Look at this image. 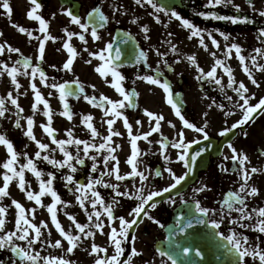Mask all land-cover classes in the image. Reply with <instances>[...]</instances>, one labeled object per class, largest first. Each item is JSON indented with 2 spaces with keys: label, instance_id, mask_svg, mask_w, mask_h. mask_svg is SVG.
Wrapping results in <instances>:
<instances>
[{
  "label": "flooded vegetation",
  "instance_id": "1",
  "mask_svg": "<svg viewBox=\"0 0 264 264\" xmlns=\"http://www.w3.org/2000/svg\"><path fill=\"white\" fill-rule=\"evenodd\" d=\"M38 2L42 7L38 10L37 14L41 15L49 22L48 34L55 38L54 40H48L46 42L45 59L43 62H40L37 57L39 43L40 40L44 38L45 33L39 31L40 26L38 21H33L27 16V13L32 7L30 0H10V5L13 9L11 18H9L5 10L0 7V32L3 33V36H0V43L6 42L12 47L19 48L23 56L29 57L32 61V65L27 69L29 75H23L22 73L25 70L22 65H15L17 59H22L20 53H9L5 50L4 54L0 55V65L7 64L9 67L16 66L20 69L21 74L17 75V81L21 87L17 90L15 85H13L17 91L24 94V98H30L35 102L34 93L31 89L33 81L30 75L31 68L34 66L39 65L45 72L49 85L52 83L58 85L76 83L78 80V85H83L84 87V94L76 98L67 97L72 119L69 120L67 117H64L67 122L71 123V128L73 126L72 131L75 133L78 131L81 133L89 131L87 133H91L83 123V116L92 115V124L97 129L98 133H100L98 139L104 142L103 137L110 134L106 121L108 119H113V117L105 116L103 109L89 104L84 99V96H95L99 99L103 94L113 101L121 100L122 97L115 89L110 87V85L106 83L105 78L101 77L95 70L103 64V61L99 60L97 56L90 55V53H100L102 50L106 49L109 43L112 44L116 33L122 31L131 34L137 39L142 51L146 54V63L149 67L147 72L142 65L133 68L117 66V70L126 77L123 82L126 90L138 93L137 96L133 97L136 107L133 108L129 106L122 110L124 115L128 116L129 122L133 126L132 135L143 136V134L151 131V128L154 126L155 121L146 115L145 110L156 115H163L165 118L160 122V132H153L147 141L143 139L137 141V146L141 153L138 157L137 167L139 171L145 172V174L149 176L148 181L142 183L139 177H127L123 181H118L115 179L114 175H103L112 169L115 161L109 159L107 165H105V158L108 156L107 151L104 150L96 156V150L90 149L88 155L96 156V160H91L92 164L85 162L83 165H80L77 163V171L75 173H72L71 169H68V167H54L56 177L54 189L58 195H69L75 198L74 201L77 202L79 201L78 197L84 198V193L77 191L79 184L86 186L90 181L97 179L102 180L103 184H97L94 189L88 190L87 198L91 196V191H98L105 200V204L112 205L114 216H123L131 220L132 217L129 215V212L139 201L130 198L124 206L118 207L117 212H115L114 206H116V204H112L115 191L111 188L104 187V184H118L119 187H127V189H119V191H127L129 193H135L137 189L143 187L145 196H147L150 191L162 190L174 182L167 169L171 168L173 171L172 167H174L175 164L184 165L183 161L178 159L180 150L172 146L178 139V132H184L186 143L204 140L202 134L196 133L192 129H186L184 125L181 126V124H179L177 128L176 126L172 127L171 125H174L173 121L175 118L174 110L167 103V94L160 86L149 84L144 80L138 79V77L152 75L160 79L161 82L166 80L171 84L175 93L180 92L183 94V98L187 99V96L190 97L191 93H193V85L184 80L183 74L177 76V73L180 70L183 71L186 68L188 69V67L197 68L196 65H193L191 61L188 60V57L195 56L197 58V64L201 69L208 67L209 61L215 65L216 60H223L226 66L229 62L231 63V70L236 84L233 85V87H228L229 82L225 83V80L221 77H217L221 79V85H217L213 79L207 77L201 78V83L195 86V93L192 94V98L202 97L204 101H207V106L204 105L200 112L185 110L181 113L185 119L194 123L197 127H204V125L207 124L206 131L209 137L216 141V149L210 156L209 169L203 172L201 176V180L204 182V186L207 187V190L200 193H194L193 190L187 192L183 194L188 195L186 199L183 195L178 198L169 196L164 201L157 203L155 209L148 208V214L156 220H159L163 227L147 219V217L142 214V222H138L129 234L130 240L124 245L125 256L121 257V260L127 264V257L131 256V248L135 247L142 255L131 257V264H171V260H169L167 256L162 257L160 255L158 246L167 242L166 230L174 224V210L177 206L184 203V201L194 203L195 200H198L202 207L215 210L214 214L210 212L207 217L209 224H211L213 220L220 221L222 215L221 208L225 207L222 202L229 192H238L243 183L239 172L241 166L238 162H233L232 152L228 147L229 143L237 149L238 153L248 156L249 162L246 163L244 167L249 170L252 167H256L261 169L262 172L253 174L252 179L248 182L250 187L255 186L259 190V195L247 196L245 200L248 211L253 216V220L243 221L246 226L241 228L238 224H232L230 222L240 215L238 212L232 211L230 216L226 215L224 217L221 227L215 229L217 237L220 241L228 243L232 249L231 242L226 239V237L231 236L233 232H235L237 237L247 236L249 238V245L247 246L254 247L259 245L261 249H264V233L254 231L251 227L247 226L256 223L257 216L256 213L253 212V209L264 207V114L257 113L254 119L248 124L242 126V128H237L229 132L228 135L234 134V138L224 146H221V143L228 135H219L221 131L230 128L232 124L242 118V111L238 107V103H243V101L239 100L234 88L242 82L237 76L235 68L239 66L243 68V66L234 49L230 58L226 55L227 47L231 44L239 45L242 49L241 54L245 57V63L252 72V77L257 80L259 85L264 83V72L259 71L258 68V66L264 65V55L256 52V49L264 50V37H261V32H264V17L259 15L260 11H264V0H252L254 7L248 3V0H232V3L227 6L221 5L214 8L208 6V0H155L160 6L164 4L170 7L166 8L162 6L165 12L159 13L155 12L150 5H137L135 0H64V2L63 0H38ZM0 4H2V0H0ZM237 5L240 11L236 10ZM93 8L101 9L108 17L107 22L104 23L102 27L99 23L89 21L88 19V13L91 12ZM67 11H72L74 15H78L82 23L89 24L88 31L83 32L78 25L72 24L70 22V17L66 15ZM170 11L178 12L181 16L188 19L202 30L201 34L204 36V43L207 45V49L199 44L193 46H179L176 47V52L171 51L172 43L175 38L178 42L185 41L186 28L183 27L180 21L166 14ZM199 13H205L206 15L215 13L218 16H235L241 19L247 17L248 22L233 24L226 20H217L210 17L205 18V16H201ZM156 16L160 18L159 23H157L155 19ZM134 20L136 23H133ZM13 24L27 28L32 33V38L24 33H20L16 27H13ZM93 26L96 27L98 34L101 36L100 40L92 38L91 31ZM133 26L136 27L135 30L131 29ZM144 26L149 28L147 38L142 31ZM64 29L70 32L82 33L87 41V43H84L75 36L70 41L77 52L71 71L63 69V65L70 58L67 49L63 47V44L67 42ZM187 30L188 32L190 31L189 29ZM168 33H172V35L168 36ZM208 33H211V37ZM220 33H225L228 35L229 39L225 40ZM36 37H39V39H36ZM149 37L154 39V44L151 46L148 45ZM194 38L199 39L198 43H200L199 36H195ZM212 38H215V40L219 42L220 47L218 49L212 44ZM159 39H165V41H159ZM169 41H171V44ZM157 50L162 53L163 56H158ZM212 53H215V56H213ZM105 54L107 55V53ZM253 57H255L256 60L255 64L252 62ZM89 60L91 63H87ZM53 65H55V67H53ZM151 71L158 72L157 76ZM107 79L110 81L112 77L109 75ZM245 81L246 83L244 84L249 89L247 95L255 96L252 94V87H254L255 90L257 88V92L259 93L262 86L256 87L253 85L246 73ZM34 82L43 97L48 101L53 113L52 116L55 115V109L57 107L63 112L64 102L59 98L60 94L58 89L46 87L38 76ZM228 96L232 97L231 101L227 99ZM262 97H264V93H261L256 99H251L250 103L254 105V101L258 102ZM217 105H223L224 108L221 109L217 107ZM40 107H42L43 110L45 109L43 104L39 105V108ZM225 112H231L232 115L226 116ZM115 119L116 123L113 125V130L118 131L121 135L112 138L111 146L116 149L114 155H116L119 160L120 174L127 176V171H131V166L127 163V160L131 156V137L128 134L127 128L124 126L123 119ZM136 121H140V124H137ZM169 122H171V125ZM54 126L55 123L52 127ZM55 132H57V134L55 133L56 139L60 140V133L57 130ZM244 132H247L246 136ZM162 136L167 138L164 143L168 145L166 151L163 153L159 143ZM73 145L74 144L66 145L67 150H69L72 155L77 151V147ZM55 146L62 156L63 154L59 146L56 144ZM80 146L83 147V145ZM175 151L177 153H175ZM165 155L168 157L167 160L164 158ZM94 163L98 164L95 172L91 170ZM124 165L126 167H124ZM224 168H227L228 171H223ZM121 169L123 172H121ZM146 169L147 171H145ZM156 171H160L162 175L156 177ZM68 175L74 177V183L63 187V183L66 181ZM210 182L213 183V189H209ZM202 193L206 194L201 195ZM166 194L167 193H165L164 196ZM158 198L159 197L155 199L157 200ZM116 199L119 201L118 204L124 202L123 197H116ZM170 200H174L175 203H170ZM97 206V211L101 213L100 221L104 224L103 232L105 233V228L111 229L112 227H116L119 230V221H108L103 206ZM236 207H239V205ZM122 211L125 212L120 215ZM91 213L90 211H84L80 214L77 213L76 218L80 217L85 225L89 226L86 228V231L91 230L95 232V234L101 235V239H103L104 242L96 245L107 248V256L115 254L114 246L111 244L109 236L106 235L110 232V229L106 231L105 235L95 229L93 227L95 216H93L92 222L88 221L87 218L88 214ZM133 237L134 240L132 239ZM92 244H94V242L92 243L89 238H81L78 247L73 253H67L68 256H65L63 250L58 249V255H56V257L68 259L72 264H94L96 256L95 254H90ZM232 250L234 252V261L238 264V255L234 249ZM100 255L104 256L105 254L100 253ZM0 264H26V262L15 258L10 249L7 250L3 248L0 249ZM242 264H259V260L258 258L253 260L252 257H246Z\"/></svg>",
  "mask_w": 264,
  "mask_h": 264
},
{
  "label": "snow or ice",
  "instance_id": "2",
  "mask_svg": "<svg viewBox=\"0 0 264 264\" xmlns=\"http://www.w3.org/2000/svg\"><path fill=\"white\" fill-rule=\"evenodd\" d=\"M30 3L32 5L31 10L27 13L28 18H30L33 21L39 22V31L42 33H45V36L42 40H40L39 48H38V60L40 62H43L45 59V44L48 40H54L55 38L48 34L49 29V22L44 19L41 15L37 14L38 10L42 7L41 4L38 2V0H30ZM135 3L137 5L143 6L144 4L150 5L155 12H165V9L160 6L158 3L155 2V0H135ZM232 3V0H208V6L209 7H217L221 5L227 6L228 4ZM248 3L254 7V4H252V0H248ZM0 7H2L5 10V13L8 15L9 18H11L12 15V7L10 5V0H2V4H0ZM118 10V9H117ZM236 10L240 11L239 6H236ZM171 18H175L176 20L180 21L183 27L186 29H189L191 31V37L199 36L200 37V44L207 49V45L204 43V36L201 34L202 30L198 27H196L193 23H191L188 19L181 16L176 11H170L166 13ZM66 15L70 17V22L72 24L78 25L80 29L83 30V32H87L89 29V24L82 23L81 18L78 15H74L72 11H67ZM201 16H205V18H212L217 20H226L230 21L233 24L237 23H246L247 17H244L243 19L235 16H218L215 13H210L206 15L205 13H199ZM259 15L264 17V11H260ZM88 19L89 21H94L96 23H99V25L102 27L104 23L107 22L108 17L104 14V12L99 8H93L91 12L88 13ZM157 23L160 22L159 16L155 17ZM133 23H136L134 20ZM13 27H16L20 33H24L30 38H32V33L25 27L19 26L17 24H13ZM142 31L145 33V37L147 38V33L149 32V28L147 26H144L142 28ZM64 32L67 36V42L63 44V47L67 49L68 53L70 54V58L67 60V62L63 65L64 70L71 71L73 62L77 56L76 49L71 45L70 41L72 38L78 37L80 41H83L84 43H87L85 36L82 33H76V32H70L67 29H64ZM172 33H168V36H171ZM208 35L211 37V33H208ZM221 36L225 40H228L229 37L225 33H220ZM0 36H3V33L0 32ZM91 36L95 40H100L101 36L98 34L97 29L95 26L92 27ZM261 37H264V32H261ZM36 39H39V37H36ZM126 42V41H125ZM171 44V41H169ZM212 44L216 46L218 49L220 47V44L215 38H212ZM233 49L235 50L237 56L239 57V61L241 65L243 66V71L249 76L251 79V82L256 87H259L257 80L252 77V72L250 71L248 65L245 63V57L241 54L242 49L237 44H231L229 47H227L226 55L230 58ZM5 50L9 53H20L22 59H17L15 61V65H22L23 69L25 70L22 74L23 75H29L27 72V69L32 65V61L29 57H24L21 53V50L16 47H12L11 45H8L5 43H0V55H3ZM87 50V49H85ZM113 51V45L109 43L106 46V49L102 50L100 53H90V55L97 56L99 60L103 61V64L99 67H97L95 70L100 74L101 77L105 78L106 83L110 85L119 95L122 97L121 100L113 101L107 96H104L103 94L97 99L95 96H84V99L89 103L92 104L94 107H99L103 109L105 116H111L113 119H108L106 121L108 125V131L109 135L106 137H103L104 142L100 143L99 146L96 144L90 143L86 140L81 139H68V140H58L55 136V129L51 126L52 125V111L49 106L48 101L43 97L41 94L39 88L37 87L36 83L34 82L39 77L40 81L44 83L46 87H51L54 89H58L60 94V100L64 102V111L61 113V115L67 117L69 120L72 119V113L70 111L69 105L67 103V97L70 95H73L72 92L67 91L68 85L67 84H48L47 83V77L45 72L39 67V65L34 66L31 68V79L33 83L31 84V89L34 93L35 97V104L33 105V110L37 111L38 106L43 104L44 108L47 109V111L44 112V115L47 117V124L42 125L43 130L47 133L49 137L52 138V143L59 146L60 151L63 153L64 159L63 161H57L55 159H51L48 155L41 156V152H36V158L37 159H43L47 161L49 164L54 165L58 168H64L68 167L71 169L72 173H75L77 171L76 167L73 165L72 161L74 159L71 152H69L66 148V145L75 144L77 146V152L80 151L79 146L83 145V152L85 156L88 159H91L93 161L96 160V156H88V153L90 149H95L97 153H100L104 150L107 151L108 156L105 158V165H107V161L110 159L112 161H115L112 169L103 175L108 176H115V179L118 181H123L127 177H139L140 181L143 183L145 181L149 180V176L145 174V172L138 170V157L140 156V150L137 146V141L143 139L148 140V138L153 134V132H160L161 129V121H163L165 118L163 115H156L150 111L145 110V113L148 117H150L152 120L155 121L154 126L151 128V131L148 133L141 135H132V124L129 122L128 116L124 115L123 109L126 107H136V105L133 103V97L137 96L138 93L136 92H129L124 87V81L126 77L117 70V66L114 63V61H119L121 59V52L119 49L115 51V56L112 55ZM172 52H176L177 49L175 45H172L171 47ZM256 52L258 54L264 55V50L256 49ZM107 53V55L105 54ZM158 56H163L162 53H160L157 50ZM213 56H215V53H212ZM146 61V54L141 51L139 53L138 62L140 61ZM188 60L191 61L193 65H196L199 69L202 76H205L207 78L213 79L217 85H221L222 81L221 79L217 78V68H222L223 72L227 74L228 76V87H233V85L236 84L235 78L233 76V72L231 68L225 65L223 60H216L215 66L212 67L210 71L207 73L203 72V69L199 68V65L197 64V60L195 56H189ZM179 62V61H177ZM253 64L256 63L255 57L252 58ZM87 63H91V61H87ZM166 63V61H165ZM55 67V65H53ZM259 71L264 72V65L258 66ZM5 73L11 78L12 84L15 85L16 89L18 90L21 85L17 81V75L21 74L20 69L16 66L9 67L7 64L0 65V76H3ZM109 75L112 77V79L109 81L107 78ZM138 79L144 80L149 84L158 85L160 86L164 92L167 94V103L172 107V109L175 112V115L180 118L182 121L184 128L186 129H192L196 133H200L203 135L204 140H209V134L206 131L207 124L204 125V127H197L194 123L189 122L185 117L181 114V109L177 101L174 99V93L172 91L171 86L169 83L165 80L164 82H161L160 79L152 76V75H144L139 76ZM197 79H200V77H197ZM77 84H79V81H76ZM94 87V86H93ZM79 91L81 93L84 92L83 85H80ZM234 91L237 93L239 100L243 101V103H238V107L242 111V118L238 120L236 123L232 124L230 128H227L219 133L220 136H227L229 132H232L233 130L237 128H242V126L248 124L250 121H252L257 113L264 114V97L260 98L257 103L254 105L250 103V100L253 99V96L247 95L249 93V89L245 86L243 82H240L238 86L234 88ZM11 103L19 110V112H23L24 109L20 106L18 103V100L16 98H13L12 93H8L7 97ZM227 99L229 101L232 100L231 96H228ZM5 99L0 97V117H3L6 112L5 108ZM110 107H107V106ZM237 106V105H234ZM217 107L223 109V105H217ZM207 115V114H205ZM226 116L232 115L231 112H225ZM115 118H122L124 126L128 130V134L131 137V156L127 160V163L131 166V172L125 175L120 174V168H119V160L114 153L116 152V149L111 146L112 138L114 136H120L121 133L118 131L113 130V125L116 123ZM93 116L92 115H85L83 116V123L86 125V127L91 131L92 137H97L100 135L98 133L97 129L92 124ZM137 124H140V121H136ZM171 125V122H169ZM33 125L34 120L32 118H28L27 120V130L25 132V135L36 142L38 148L40 150H47L48 145L45 143L40 142L36 139V136L33 132ZM17 128L21 127L19 121L16 122L15 125ZM172 127H175V125H171ZM68 135L71 137L72 132L69 131ZM244 135H247V132H244ZM167 140L166 137H161V141H159L162 153L166 151L168 145L164 143V141ZM192 143H201V141L196 140L193 142H185L184 132L180 131L178 132V139L176 142L173 143V147L180 150V154L178 156V159L180 161H183L184 167L188 169V171L182 175L177 176L171 168L167 169L169 175L174 180V183H172L170 186L165 187L162 190H156V191H150L147 196L144 195V189L143 187L136 190L135 193H129L127 191H119V185H113V184H104V187L111 188L115 191V196L113 197L112 204H118L119 201L116 199V197H129L135 200H138L139 203L132 208V210L129 212V215L132 217L131 220H128L124 218L123 216L116 217L114 216L113 207L112 205H106L105 200L101 196V193L98 191H91V196L94 198L91 201V206L93 209H96L97 204L103 206L104 213L106 214V217L108 221L115 222L116 220L119 221V230L116 227H112L110 230V233H104V224L102 221H100L101 213L99 211H95L94 213L88 214V221H93V216H95V222L93 224V227L101 232V234H106L109 236V240L111 244L114 246V253L111 256H107V248H102L100 246H97L96 244H92L91 246V253L95 254L96 258L94 261V264H125L124 261L121 260V257L125 256V247L124 245L129 242L130 237L129 234L133 230L134 226L138 224V222H142V214L143 216H146L147 219L152 220L154 223L160 225V227H163L162 224H160L159 220H156L154 217L148 214L147 209L152 208L155 209L157 207L156 199L157 197H163L165 193H171L173 189H177L179 185L183 181H185L188 177V175L193 171L194 166L196 164V160L198 157L202 155L203 151H206L207 149H203L201 151L195 152L194 155L189 156L188 155V149L191 148ZM0 145H4L7 149V153L9 158L6 160V162L2 165L4 169H6V173L3 176V187H0V199L7 197L9 195V184L13 179H18V186L21 189V191H26V181H25V169L30 170L37 179L40 180V192L39 194H36L32 191H26L27 199L30 201H34L36 205H40L41 207H44L42 204L41 197L44 195H50L52 197V200L54 201L52 204L47 206V211L51 214V223L55 226L56 230L59 232L60 236L63 238V240L67 241V244L69 245L66 249L67 253H73L74 250L78 247L79 242L81 241V235H73L72 233L66 231L60 221L57 217V205L58 204H64L65 202L61 200L58 193L53 188V181L55 180V176L52 173H49L50 179L47 181L41 179L43 176V173L38 170L37 165L33 162L32 159H28L27 163L20 166V170H17L15 165L18 161V153L14 148L13 143L6 138L4 135H0ZM228 147L231 149L232 152V160L233 162H238L241 166L239 169V172L241 174V180L243 183L241 184L238 192H229L227 194V197L222 202L225 207L221 208V219L220 221L213 220L211 222V227L213 229H219L221 227V223L224 219V217L230 216L232 211L238 212L240 215L238 218L232 219L230 222L232 224H238L241 228L245 227L246 225L243 223V221L253 220L252 214L248 211L247 204L245 202L247 196H257L259 195V190L255 186H249L248 182L252 179L253 174L261 173L262 170L258 169L256 167H252L250 170L244 165L249 162V158L246 154L238 153L237 149L233 147L231 143L228 144ZM165 160L168 159V157L165 155ZM78 164L83 165L85 163L84 159L79 158V156L75 157ZM227 159V157H226ZM93 172L96 171V165L95 163L92 166L91 169ZM147 171V169H146ZM223 171L227 172L228 169L224 168ZM10 173V174H9ZM160 171L155 172V176L159 177L161 176ZM66 181L68 184L74 183V177L72 175H68L66 177ZM97 184H103L102 180H93L90 181L86 186L83 184H79L77 187V191L84 193V198H79V203L82 208H85V199L87 198L88 190L94 189L95 185ZM207 190L206 186H201L200 188L193 189L194 193H200ZM243 194V195H242ZM170 203H175L174 200H170ZM184 203H187V201H184ZM195 203V212L199 213V216L192 215L190 212L188 215L191 217L186 220L185 223L181 226V231L186 232L188 229H194L199 224L207 223L206 217L209 216V213L212 212L215 213V210L209 209L207 207H202L201 203L198 200L194 201ZM12 204L15 206V208L18 210L17 212V219L15 221V231H7L4 232L5 226H6V220L5 216L7 215V209L3 206H0V232H4V235H0V249L3 248H10L13 253L17 255V257L21 260L26 262V264H72V262L68 259L61 258V257H42L40 256L39 252H34L33 245L37 243H41V236L42 228L47 229L48 225L47 223H42L41 225H37L36 223H33V219L35 217V209H25V207L18 201L12 200ZM239 205V207H236ZM85 211L87 212V209L85 208ZM253 212L256 213L257 219L256 223L254 225H247L248 227H251L254 231H258L259 233H264V207L253 209ZM29 215H31L32 219L29 218ZM69 219L73 221L75 224V227L79 230V233L82 234L85 238H94L95 232L88 230L86 231V228H88V225L81 224L76 222L75 217L69 216ZM180 221H185V216L179 217ZM51 233L49 232V235ZM134 240V237L132 238ZM231 242L232 249L235 250V252L238 255V264H242V262L245 260L246 257H252L253 260H256L258 258L259 264H264V249H261L259 245H256L254 247H249V238L247 236H240L237 237L236 233L233 232L231 236L226 237ZM15 240L20 241H27V249L20 247L14 243ZM45 243H48L49 247L54 248H61L62 242L61 240H56L54 243H49L48 241H45ZM184 254H189L193 251L190 247H184L182 249ZM100 253H104V256H101ZM195 254L197 256L203 257V253L199 250H195ZM142 255V253L138 252L135 247L131 248V256L127 257V264H131V257L133 256H139ZM160 255L167 256L169 260H171V264H177L176 260L173 258L172 255L161 251Z\"/></svg>",
  "mask_w": 264,
  "mask_h": 264
},
{
  "label": "rangeland",
  "instance_id": "3",
  "mask_svg": "<svg viewBox=\"0 0 264 264\" xmlns=\"http://www.w3.org/2000/svg\"><path fill=\"white\" fill-rule=\"evenodd\" d=\"M132 30H135L136 27L133 26L131 28ZM191 31L188 32L186 29V36H185V41L184 42H178L177 39H174V42L172 45H175V47L179 46H193V45H199L198 43L199 39H195L194 37H191ZM165 41V39H159V41ZM154 44V39L153 38H148V45L151 46ZM160 44V42H159ZM197 59V58H196ZM209 66L202 68L204 73H207L214 67V63L209 61ZM229 68L232 69L231 63L229 62L227 64ZM235 71L237 72V76L241 79L243 83H246L245 81V72L243 71V68L241 66L235 68ZM183 74L184 80L188 81L189 84L193 85V93L195 90V86L199 85L201 83V78H204L205 76H202L199 69L195 67H188V69H184L183 71L180 70L177 73L178 75ZM181 77V76H180ZM197 77H200V79H197ZM217 77H221L222 79L225 80V83L229 82L228 81V76L223 72L222 68H217ZM10 77L5 73L3 76H0V97L5 99V108L6 112L3 117H0V135L6 136L7 139H9L13 145L15 150L17 151L18 155V161L15 167L17 170H20V166L24 165L27 163L28 159H32L33 162L37 165L38 170H40L43 173V176L41 179L47 181L50 179L49 173H52L55 176V171H54V165L49 164L47 161L43 159H37L36 158V152L40 151L41 156L48 155L51 159H55L57 161L64 160L66 157L64 155H60L59 152L57 151V147L55 146L54 143H52V138L47 135V133L43 130L42 125L47 124V117L44 115V112L47 110H43L42 107L39 108L37 111L33 110V105L35 102L32 101L30 98H24V94L22 92H19L15 89L14 85L10 81ZM196 80V81H195ZM262 86L261 90L259 93L257 92V88L255 90L254 87H252V94L255 95L253 99H256L261 93H264V83L260 84ZM11 92L13 98H16L18 100V103L20 106L24 109V111L21 113L19 110L11 103V101L7 98L8 93ZM187 96V99L185 102L187 103V110L189 111H195V112H200L203 109V106H207L206 102L202 97H197L195 99L192 98V94ZM198 94V93H197ZM257 103L256 101H254ZM60 106V103H59ZM60 109L57 107L55 109V115L52 116V125L55 123V126L53 127L55 130H57L60 133V140H68V139H81V140H86L89 141L90 143L96 144L99 146L102 141H100L97 137H92L91 133H87L89 131H86L84 133L77 132L75 133L73 130V126L71 128V123L67 122L65 117L61 115ZM53 114V113H52ZM28 118H32L34 120V125H33V132L34 135L36 136V139L39 140L42 143L47 144L49 147L47 150H40L36 144L35 141L30 139L25 135V132L27 130V120ZM19 121L21 127L17 128L16 122ZM173 124L176 126V128L181 124L183 126L182 121L178 118L175 117ZM72 132V136L70 137L68 135V132ZM57 134V132H55ZM73 146H76L75 144ZM77 147V146H76ZM80 151L75 152L73 155L74 159L72 161L73 165L77 168V161L75 157L79 156V158L84 159L85 162L92 164L91 159H88L85 154L83 153V147L79 146ZM69 151V150H68ZM70 152V151H69ZM175 153H177L175 151ZM63 154V153H62ZM98 153H95L97 156ZM89 156V155H88ZM9 158L7 149L4 145H0V187H3L4 181H3V176L6 173V169L2 167V165L6 162V160ZM97 166L98 164L95 163ZM124 167H126L124 165ZM65 168V167H64ZM173 168V172L177 176H181L185 174L186 168L182 164H175ZM69 169V168H68ZM126 169V168H125ZM127 171V170H126ZM146 171V170H145ZM121 172L123 170L121 169ZM130 173L131 171H127ZM10 174V173H9ZM202 176V175H201ZM199 177L197 182L189 189V191L193 189L200 188L201 186H204V182L201 180L202 177ZM25 181H26V191H32L36 194H39L40 192V180L37 179V177L30 171L25 169ZM55 180L53 181V188L55 186ZM68 186V183L65 181L63 183L64 186ZM118 185V184H116ZM207 188V187H206ZM119 189H127V187H119ZM209 189H213V183H209ZM9 195L7 197H4L0 199V206H3L7 209V215L4 217L6 220V226L4 232L7 231H15V221L17 219V212L18 210L15 208V206L12 204V200H16L20 202L25 209H35V217L33 219V223H36L38 226L41 225L42 223H47L48 228L44 229L42 228V233L43 235L41 236V243H37L33 245V251L34 252H39L40 256L42 257H56L57 251L63 250V253L65 256H68L66 249L68 248L67 241L63 240V238L60 236L59 232L56 230L55 226L51 223V214L47 211V206L52 204L54 201L52 200V197L50 195H44L41 197L42 204L44 207H41L40 205H36L34 201H30L27 199L26 196V191H21V189L18 186V179H13L10 184H9ZM206 193H202L201 195H204ZM61 200L64 201V204H58L57 205V217L64 229L73 235H81V238L86 239L82 234L79 233V230L75 227V224L73 223L72 220L69 219V216H73L76 219V222L85 224L81 218H76L77 213H83L85 211V208L87 211L90 212H95L97 209H93L91 206V201L94 199L92 196L88 197L85 199V208H82L80 206L79 201H74L75 198L69 196V195H59ZM184 198L188 195H183ZM129 197H123V203L121 204H116L114 206L115 212H117V208L120 206H124L127 201H129ZM99 205V204H97ZM98 207V206H97ZM125 211L120 212V215ZM29 218L32 219L31 215H29ZM110 228H105V233L107 230ZM111 230V229H110ZM4 232H0V235H4ZM49 232L51 233L49 235ZM110 233V232H109ZM105 235V234H104ZM100 234H95L94 239L89 238L90 241L94 244H101L104 242L103 239H101ZM56 240H61L62 242V247L61 248H54V247H49L48 243H45V241H48L49 243H54ZM14 243L20 247L26 248L27 249V241H20V240H15ZM9 250L10 248H5ZM62 253V254H63Z\"/></svg>",
  "mask_w": 264,
  "mask_h": 264
},
{
  "label": "water",
  "instance_id": "4",
  "mask_svg": "<svg viewBox=\"0 0 264 264\" xmlns=\"http://www.w3.org/2000/svg\"><path fill=\"white\" fill-rule=\"evenodd\" d=\"M117 49L120 50L122 58L120 61L115 62L123 65H132L140 52L135 40L123 34H118L116 37L112 55H115ZM174 99L180 108L183 109L184 105L181 103L180 98L174 96ZM206 159L207 157L198 158L193 171L183 181L181 187L175 190V194L185 190L196 180L198 173L207 168L205 164ZM190 212L192 215L199 216L195 213L193 205L184 206L176 211L177 215L185 216V221L179 220L178 227H171L167 230L168 244L165 245V249L162 248L160 250L168 254L170 253L177 264H235L232 255L233 252L229 249V246L217 239L216 233L207 223L199 224L194 229H188L186 232L180 230L182 224L191 218L188 215ZM184 247L193 249L186 258L182 251ZM196 249H199L203 253V257L195 254Z\"/></svg>",
  "mask_w": 264,
  "mask_h": 264
}]
</instances>
